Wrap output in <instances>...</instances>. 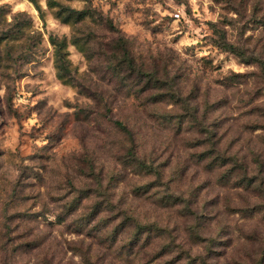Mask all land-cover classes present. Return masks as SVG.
Returning a JSON list of instances; mask_svg holds the SVG:
<instances>
[{"label": "rangeland", "instance_id": "rangeland-1", "mask_svg": "<svg viewBox=\"0 0 264 264\" xmlns=\"http://www.w3.org/2000/svg\"><path fill=\"white\" fill-rule=\"evenodd\" d=\"M57 1L0 0V264H264V0Z\"/></svg>", "mask_w": 264, "mask_h": 264}, {"label": "trees", "instance_id": "trees-1", "mask_svg": "<svg viewBox=\"0 0 264 264\" xmlns=\"http://www.w3.org/2000/svg\"><path fill=\"white\" fill-rule=\"evenodd\" d=\"M87 1V0H86ZM31 2L34 4V6L36 7L37 10L40 11V7L37 3V0H31ZM47 5L49 7H57L56 9V14L57 16L60 18V20L64 23H70V24H77L80 22H83L86 18L92 17L93 16V12L94 10L89 8V7H85L82 9H75V8H71L69 6L63 5L61 3H59L57 0H47ZM106 21V20H105ZM67 39L66 37H62L61 39H58L57 37H50V42L54 47V63L57 69V76L59 78L62 79H66V64L68 63V57H67V51H66V46H67ZM71 42L72 43H77L78 39L77 37L72 35L71 38ZM115 42L119 45V53H118V58L120 57V61L123 62L124 66L123 68L125 69L126 72H133L135 77H141L143 76L144 78L147 79L152 77L155 80H158L159 78L153 73V71L149 70L148 71V67L146 65V63H142L141 65H137L135 63V59L134 57L131 55V51H129V48L126 45V40L123 37H118ZM214 44L218 46V48H220L221 50L224 51H229V52H233L236 54L240 53V49L235 47L232 43L226 41L224 39L223 35H219V37L214 40ZM121 65L119 64V61L117 63V66ZM121 67V66H119ZM114 125L117 127V129L119 131H121L124 135H126L127 137L132 136V132L131 130L124 125L121 121H114ZM131 141H133L131 139ZM129 156L134 157V152H133V147H131L128 150L127 153ZM141 165H143L141 162H139ZM144 168H148V169H152L151 165H147V163H145ZM149 235H146L144 238L146 239ZM137 239V235H132L130 237L127 238V241L129 242V246L138 244L135 242V240ZM142 246L147 245L146 242H143L141 244ZM167 247L169 246V243L165 244ZM156 254H158V251H152V255L151 258H156Z\"/></svg>", "mask_w": 264, "mask_h": 264}]
</instances>
